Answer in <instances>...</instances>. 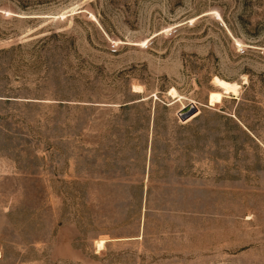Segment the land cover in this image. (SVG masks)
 <instances>
[{"label":"rangeland","instance_id":"374dc122","mask_svg":"<svg viewBox=\"0 0 264 264\" xmlns=\"http://www.w3.org/2000/svg\"><path fill=\"white\" fill-rule=\"evenodd\" d=\"M0 264H264V0H0Z\"/></svg>","mask_w":264,"mask_h":264},{"label":"bare ground","instance_id":"6f19581e","mask_svg":"<svg viewBox=\"0 0 264 264\" xmlns=\"http://www.w3.org/2000/svg\"><path fill=\"white\" fill-rule=\"evenodd\" d=\"M246 81V80H245ZM244 81V82H245ZM216 86L219 88V89H221V90H223L224 92H226V93H232V94H235L236 92H237V89H238V85L237 84H234V83H228V82H226V81H223V80H217L216 81ZM223 93V92H222ZM192 108H193V110H195V106H192ZM183 109H185V108H183ZM190 113V112H189ZM189 113H188V115L187 116H189ZM188 118V117H187ZM190 120V119H189ZM188 119L186 120V122L187 121H189ZM186 122H183V123H186Z\"/></svg>","mask_w":264,"mask_h":264},{"label":"water","instance_id":"95a60500","mask_svg":"<svg viewBox=\"0 0 264 264\" xmlns=\"http://www.w3.org/2000/svg\"><path fill=\"white\" fill-rule=\"evenodd\" d=\"M192 111H193V108L192 107H187V108H185V109H183L182 111H181V113H180V116L182 117V119L183 120H185L188 116V113H189V115L192 113Z\"/></svg>","mask_w":264,"mask_h":264}]
</instances>
